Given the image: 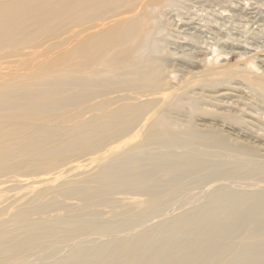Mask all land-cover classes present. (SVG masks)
Here are the masks:
<instances>
[{"label":"bare ground","instance_id":"1","mask_svg":"<svg viewBox=\"0 0 264 264\" xmlns=\"http://www.w3.org/2000/svg\"><path fill=\"white\" fill-rule=\"evenodd\" d=\"M181 4V0H0V50L15 47L19 31L35 18L42 24L60 19L76 29L74 45L56 75L34 71L33 80L16 90L4 89L0 98H7L12 109L29 101L40 111L74 105L76 117L63 126L76 131L69 145L86 154L80 164L66 166L52 177L76 185L73 192L90 205V211L83 208L85 213L67 225L59 219L53 227L27 221L23 225L34 233L0 248V260L264 264V56L256 54L263 50L252 49L251 54L234 36L227 45L213 38L206 59L191 62L190 54L183 53L189 51L183 47L187 41L171 39L170 31L180 29V24L164 15ZM194 36L197 43L200 35ZM174 50L184 55L177 56ZM230 54L240 63H224ZM179 59L192 63L193 71L188 80L172 86ZM214 88L239 93L246 108L220 113L223 117L216 119L215 129H198L191 119L205 110L203 102L229 103L215 100L213 93L218 92L204 94ZM179 111L190 118L185 128L171 117ZM57 132L56 127L43 128L39 136ZM42 143L38 137L2 152L0 163L8 164L14 153L29 156ZM58 153L42 157L52 160ZM16 168H6L4 174L8 177ZM31 189L11 197L25 200ZM8 194L0 193V199H8ZM124 194L148 199L143 203L129 199L136 210L104 218L97 206L112 207L113 197ZM23 214L15 211L9 220L0 221V241L12 234L8 224L21 223ZM24 253L27 259L21 261L18 257Z\"/></svg>","mask_w":264,"mask_h":264},{"label":"rangeland","instance_id":"2","mask_svg":"<svg viewBox=\"0 0 264 264\" xmlns=\"http://www.w3.org/2000/svg\"><path fill=\"white\" fill-rule=\"evenodd\" d=\"M181 1L182 4L177 10L169 11L164 15L167 19L169 18L168 21L175 20V22H173L174 24H180L178 25L180 29L177 31H170L173 33V38L171 37V39L175 41L178 40L177 42L180 43L183 39L187 41V46L183 45V47H186L189 51L183 53L185 55L190 54L188 55L189 58H187L190 59L191 62L196 63L205 60L206 54H208L207 50L213 42L212 40L215 41V39H221L218 44L227 45L230 43L228 38L235 37V40H239V45H246L247 48L249 47L248 49H251V54L254 52L252 49H256L255 51L258 52L262 48L261 50L264 51V0ZM33 10L35 11L36 9ZM196 11L199 12L194 14ZM165 17L163 19L167 20ZM180 20L181 23L179 22ZM182 26L184 27L181 28ZM75 30L73 23L63 25L60 19H49L45 21V24L39 23L36 18L27 22L15 39V47L0 50V93L8 88H10L9 91L18 89L22 82L32 79L31 73L34 71L39 73L45 72L47 75H56V73L62 69L60 66L62 61L67 59V53L70 47L74 45ZM197 34L200 35L201 38L199 37V40L195 43L193 42V36ZM190 40H192V42ZM169 43V49L173 50L174 46L171 44L172 42L169 41ZM263 51H260L262 53H256L259 58L264 56ZM181 52L180 50L175 51V53L179 54H176L177 56L184 55ZM210 55L211 54H209V56ZM192 56L194 57L191 58ZM234 57L235 56L230 54L223 62L225 63L226 61L229 65L239 64L240 62ZM208 58L211 59L212 57L207 56V59ZM180 61L182 60L179 59L177 61L178 63L175 62L178 64L175 66V73L172 74L175 78L172 75L170 76L174 78L171 80L172 86H177L178 83L181 84L188 80L187 78L191 76L193 71L190 66L192 63L187 65ZM35 81L38 80L36 79ZM224 89L225 88L208 89L204 94L206 93V95H208L207 93H209V95H212L213 92H218L217 94L213 93V95L216 96L215 100L217 98L223 99V102H229L228 104L226 103L229 107H224L226 105L223 104H216L211 100L210 102H203L202 107L205 108V110H201L195 116L196 118L194 117L191 119L192 124H194L196 128L198 126V129H205V127L215 129L217 125L214 126V124H218L216 119H221V117H223V115H219L220 113L225 115L227 110L228 112L232 110L231 112L233 113V110L235 112L237 109H240V107L242 108L244 103H247L244 99L238 98L241 96L239 93ZM196 90L198 91L197 87L195 88V91ZM221 93H227L226 97H217ZM211 97L214 99L213 96ZM0 99L2 102V105H0V153L12 152L14 148H17L21 144H31L38 137H42L43 142L41 148L29 156H20L14 153L15 156L12 157L8 164L0 163V193L6 192L10 195L8 199H0V221L9 220V216L15 211L25 212L21 223L14 225V223L11 222L8 224V226L12 228V230L9 229L12 234L4 241H0V248L4 249L10 245L21 242L26 239L25 237H29L34 233L35 230H28L26 226L23 225L27 221H29V223H45L46 227H53V223H56L55 220L59 219L62 225H67L75 220V218L82 216L85 213L84 210L86 207H88V211H90V205L88 201L81 199L80 196L73 192V187H76V185H67V183L52 177L56 171H60L66 168V166L80 164L84 159L81 157H84L86 154V151L83 149H75V146L69 145L68 141H74L73 137H75L76 131L72 128H65L63 126L71 123L76 117V108L74 105L61 110L51 108L48 111H40L36 109L34 105L35 102L29 101L24 105H21L20 102L16 108L12 109L10 103L7 105V98L3 97ZM51 107L54 106L51 105ZM244 108H246V106H244ZM249 111L254 113L252 109H248L246 112ZM184 112L185 111H179L177 112L178 114L174 112L171 114L172 119L174 118V121L181 128H185L188 126L187 123L190 122L189 116ZM175 114L177 115L174 116ZM62 126L64 129H62ZM53 127L58 129L57 133L39 136L40 129L45 128V131H48ZM60 129L64 131L60 132ZM57 150L59 151L58 156L52 160H47L45 156L42 157L43 154L46 155L51 151L56 152ZM15 167H17L16 170L8 177L4 174L6 168ZM31 187L30 195L23 196L25 200H21L17 196L11 197V195H15ZM251 187L250 189L252 190ZM129 199H137V202L143 203L148 197L130 194L115 195L113 197L114 205L112 207L98 205L97 209L101 211L104 218H109L113 215L132 210L131 208L136 210L137 205L134 204V201H132L133 203L130 202L131 200ZM83 208L84 210H82ZM58 227L62 226L58 224ZM27 256L28 253H24L19 256L18 259L23 261L27 259ZM0 264H16V261H14L13 258H6L0 260Z\"/></svg>","mask_w":264,"mask_h":264}]
</instances>
